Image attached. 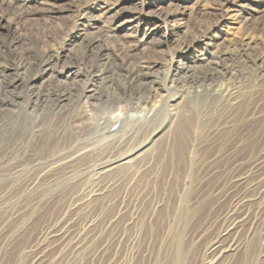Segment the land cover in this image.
Segmentation results:
<instances>
[{
  "label": "rangeland",
  "instance_id": "374dc122",
  "mask_svg": "<svg viewBox=\"0 0 264 264\" xmlns=\"http://www.w3.org/2000/svg\"><path fill=\"white\" fill-rule=\"evenodd\" d=\"M2 2L0 63L56 60L0 88V264H264V0ZM222 53L204 95L170 83ZM127 67L157 78L144 101L114 99Z\"/></svg>",
  "mask_w": 264,
  "mask_h": 264
},
{
  "label": "bare ground",
  "instance_id": "6f19581e",
  "mask_svg": "<svg viewBox=\"0 0 264 264\" xmlns=\"http://www.w3.org/2000/svg\"><path fill=\"white\" fill-rule=\"evenodd\" d=\"M0 7L3 8L2 10H5V11H7V10L10 11V10L14 9V10H16L18 12H20L19 10L22 8L19 5H10V4H6L5 2H2L0 4ZM107 38H109V36H107ZM98 43H99L98 41H94V42L91 41V42L88 43L87 48H88V50H90L91 52H94L97 55H102V53L106 52V49L103 48L102 46H100ZM96 44H97V47H95ZM13 45L14 44L11 42L9 44L8 48H6L7 53L4 55V60L5 61L7 60L8 57H10V55H11L10 52L13 51V48H12ZM29 46H31V45H29ZM188 47L189 46L186 44L185 45V48H184V51H183L184 52L183 54H186L188 52ZM29 48H31V47H29ZM20 52L21 53L19 55H17L15 59H13L11 65H9V64L3 65V64L0 63V88L7 89V88H10V87H14L15 88V87H19V86H22L23 88H30L32 86L33 82H34V79L36 78V73H38V74L45 73L49 69V65H51L52 63H54L55 60H56V59L54 60V59H50V58H46V59H43V60H36V58H35V56H33V54L26 53L25 51H20ZM13 55H14V53H13ZM85 58L87 59V57H85ZM15 60H17V62H18V64L16 63V65H14L15 62H16ZM232 62H233L232 58L230 56H228L227 54H223V53L217 56V62L216 63H209L208 65L207 64H205V65L204 64H194V65L191 64V65H187L185 63L178 62L176 64L175 68H173L172 70H170V71H172V74H173L172 75L173 76V79L170 81V83H174V82L178 81V79H179V81H183V82L188 83L190 85V87H195V89H204L203 92H202V94H203V93H205L204 91H206L205 88H206V85L207 84H210V86H212L218 80L223 79V78L227 77L228 75H230L229 74V67L231 66ZM249 62L251 64H254V62H252V60H249ZM113 66L115 68H118V67H122L123 68L122 65H120V66L118 65V62H115V64H113ZM131 67H127L125 69H121L122 70V75L121 74L120 75L123 77L124 83L121 84L122 85V93L121 94H116V93H113L112 94L114 96V99H116V101L117 100L118 101L119 100H121V101L128 100L130 102H133V101H137V102L144 101V99L151 92L150 90L152 89V84H154L156 82V79L157 78H155L152 73L146 72V71L144 72L142 70H138L137 68H131ZM148 67H146L147 70L150 69ZM104 68L102 69V71L104 70ZM11 70H14L15 72H21L22 75H19L18 74L16 77H11V74L8 72V71H11ZM49 70H51V67H50ZM121 70H119V71H121ZM113 79L112 78H109V82L111 83L113 81ZM111 89H113V88H111ZM119 95H121L122 97L119 96ZM203 95H201V96L199 95L202 100L204 99L203 98ZM84 98H86V99H93V100H96L98 102L102 101V99H103L102 97H99V96L96 97L95 95H89V94L84 95ZM121 101H119V102H121ZM194 104H196V103H194ZM190 105H191V101H188V103H186L183 106H181L180 107V110L177 111L174 114L175 117L177 116V119L175 120V126H174V129H173V134H176L177 136L178 135H181V134H184L186 132V130H185L186 127H188V125L189 126L191 125V123H192V120H191L192 110L190 108ZM229 218H231V217H229ZM223 247H225V246H223ZM214 250L216 251V249H214Z\"/></svg>",
  "mask_w": 264,
  "mask_h": 264
}]
</instances>
